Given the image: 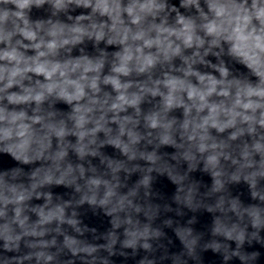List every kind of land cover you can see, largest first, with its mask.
<instances>
[{"label":"clouds","instance_id":"1","mask_svg":"<svg viewBox=\"0 0 264 264\" xmlns=\"http://www.w3.org/2000/svg\"><path fill=\"white\" fill-rule=\"evenodd\" d=\"M0 264H264V0H0Z\"/></svg>","mask_w":264,"mask_h":264},{"label":"water","instance_id":"2","mask_svg":"<svg viewBox=\"0 0 264 264\" xmlns=\"http://www.w3.org/2000/svg\"><path fill=\"white\" fill-rule=\"evenodd\" d=\"M205 219H207V217H205Z\"/></svg>","mask_w":264,"mask_h":264}]
</instances>
